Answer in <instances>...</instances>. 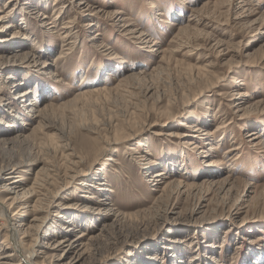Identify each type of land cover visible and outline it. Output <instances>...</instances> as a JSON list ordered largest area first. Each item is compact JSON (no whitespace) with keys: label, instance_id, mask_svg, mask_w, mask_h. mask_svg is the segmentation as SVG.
Masks as SVG:
<instances>
[{"label":"rangeland","instance_id":"374dc122","mask_svg":"<svg viewBox=\"0 0 264 264\" xmlns=\"http://www.w3.org/2000/svg\"><path fill=\"white\" fill-rule=\"evenodd\" d=\"M10 1L0 198L31 193L36 263L264 264V0Z\"/></svg>","mask_w":264,"mask_h":264},{"label":"bare ground","instance_id":"6f19581e","mask_svg":"<svg viewBox=\"0 0 264 264\" xmlns=\"http://www.w3.org/2000/svg\"><path fill=\"white\" fill-rule=\"evenodd\" d=\"M14 0H11L10 2H13ZM83 4V3H81ZM80 5V4H79ZM1 11V10H0ZM2 13V12H0ZM34 14V12H32ZM42 16V15H41ZM3 17V16H2ZM0 17V22L2 21V18ZM66 37V36H64ZM63 37V38H64ZM32 56V55H31ZM16 57V56H15ZM14 57V58H15ZM28 57V56H27ZM25 58V57H24ZM8 60V58H6ZM9 79V78H8ZM15 86V87H14ZM21 86V83L19 81H15L13 82V88H18ZM30 93L28 91H26L25 93L21 94V100H25L26 98H28V95ZM8 100V99H7ZM3 100L2 98H0V105L2 104ZM9 104V103H8ZM31 105V108L32 107V104ZM45 109V108H44ZM30 111V110H29ZM33 111V110H32ZM38 114L37 116H35L36 118L37 117H41L43 114L44 111H37ZM0 122H2V120L0 119ZM4 123V122H3ZM23 125H26V124H23ZM28 125V124H27ZM198 130H194V132H197ZM250 135L251 137H253L255 135L254 132H251V134H248ZM259 136V135H258ZM135 153V151H134ZM203 157V156H202ZM19 166L20 165H16L15 167H9V168H6L2 171V173L4 175H6V177H10V178H14V174H16L19 170ZM24 166V165H23ZM165 175L163 172H160L155 175H153L155 178L156 177H160V176H163ZM165 178L164 179H168V177L165 175L164 176ZM159 180V179H158ZM16 180H13V181H10V184H14ZM174 183L176 182L175 186L176 187H180L181 186V183H180V180H176L174 179L173 180ZM172 181V182H173ZM171 182V183H172ZM160 184H164V188L161 190L162 193L164 194V196H167L170 192V188H171V185L169 183H164V182H161ZM186 185V184H185ZM194 188H195V185H193ZM198 186V185H197ZM196 186V187H197ZM175 187V188H176ZM184 187V186H183ZM189 188V186L187 187ZM180 189V188H179ZM178 189V190H179ZM12 190V187L11 188H7V186L4 185V192H10ZM177 190V191H178ZM28 194H31L29 192H20V194H15L14 197H5V198H0V219H2L3 221H5L4 225H2L6 231H8V234H10L9 236V241L11 243L10 245V248H11V252H8V253H2L0 252V260H6L4 261V264H10V262H8L7 260L9 258H13L15 256H18L20 258H23V260H25V262L27 264H39V263H36V261L33 259V254L32 252H30L24 242V240L22 239V235H26V236H23V237H28L29 235V232L27 230H23L18 224H16L15 220L16 218L18 217V214L19 212L17 213L16 209L14 208L13 204L16 202V201H21L24 197H27ZM29 197H27L25 200H24V203L22 205H25L27 204V199ZM109 205V204H108ZM21 207V206H20ZM25 208V207H24ZM19 209H23L22 208H19ZM200 213V212H199ZM20 216V215H19ZM12 222V223H10ZM8 223H9V226H8ZM21 225V224H20ZM22 226V225H21ZM61 245V243H59L55 249L57 247H59ZM36 257V256H35ZM42 264V263H41Z\"/></svg>","mask_w":264,"mask_h":264}]
</instances>
